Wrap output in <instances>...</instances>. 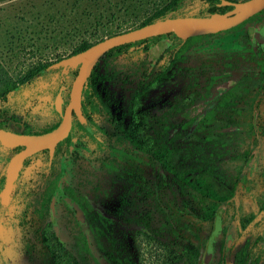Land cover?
Segmentation results:
<instances>
[{"label":"rangeland","instance_id":"obj_1","mask_svg":"<svg viewBox=\"0 0 264 264\" xmlns=\"http://www.w3.org/2000/svg\"><path fill=\"white\" fill-rule=\"evenodd\" d=\"M169 1L0 3V63L14 73L37 62L48 64L7 98L0 108V122L21 135L59 123L76 68H52L51 64L70 56L82 40L93 42L136 28L154 8ZM207 15L202 0H183L176 13L177 17ZM245 33L251 37L248 44L244 43ZM263 34L261 15L235 32L211 37L208 44L193 45L168 70L166 56L158 60L163 44L151 41L146 44V54L142 46H135L113 62L111 70L125 80H104L96 86L102 107L94 119L107 132L112 129L111 119L122 122L125 129L138 125L152 145V130L168 129L171 163L179 166L177 174L196 173L215 194V200L205 202L212 206L211 218L183 203L190 200L186 189L172 187V191L157 193L155 168L146 159L141 168L149 198L138 202L98 168L90 143L71 134V151L58 153L47 162L42 153L27 158L7 203H0V264H42L46 251L74 255L71 224L81 225L83 232L87 228L73 205L60 203L65 188L87 201L92 216H101L99 228L104 229L97 239L100 250L89 237V253L81 264L103 263L108 236L124 248L126 261L122 264H241L245 241L264 222V132L262 135L255 127L264 115V105L256 103L264 82L260 75ZM163 71L167 76L154 79ZM220 85L229 88L209 97L211 101L204 99ZM140 88L145 90L129 111L130 97ZM15 152L0 146V191ZM48 166L50 174L42 186L46 202L39 212L31 208L25 212L21 196L33 186L35 175ZM242 177L256 186L244 189L239 181ZM154 200L158 206H166V213L167 208L172 209L174 216L169 219L176 232L167 228L150 234L125 225L116 215L131 208L149 209ZM158 221L155 217L156 226Z\"/></svg>","mask_w":264,"mask_h":264},{"label":"trees","instance_id":"obj_2","mask_svg":"<svg viewBox=\"0 0 264 264\" xmlns=\"http://www.w3.org/2000/svg\"><path fill=\"white\" fill-rule=\"evenodd\" d=\"M5 1L8 0H0V3ZM202 1L205 3L208 15L214 13L223 14L224 11L231 9L230 6L221 5L223 0ZM224 1L236 2L237 0ZM182 2L183 0H170L166 4L154 8L153 12L143 19L136 28L158 20L177 17L176 13L181 8ZM260 13H264V10ZM253 17H255V15ZM241 25L228 31H224L222 34L234 31ZM119 33L121 32H116L115 34ZM212 36L215 35L196 36L186 40H180L175 37L174 34L168 33L142 41L124 44L107 51L93 67L81 92L80 109L84 122L80 123L76 118H74L70 129V134H79V136L84 137L86 141L90 143L93 148L94 161L98 168L103 171L113 183H119L123 189L127 191V194L133 195L138 202L141 203L144 201V198H149L148 192H146L143 187L144 180L141 168L143 160L146 159L151 163L152 167L155 168L154 180L157 193L163 194L164 192L172 191V187H175L178 191L186 189L187 194L190 195H188L190 200L183 201V203L189 208L200 209V211L208 216V218H211L213 209L211 205V207H207L205 202L215 200V194L206 180L197 176L196 173L189 172L188 174H177L179 166L171 163L172 146L168 139V129L166 127L160 126L152 130L153 139L151 145V143H148L147 139H145L141 134L140 127L138 125H134L130 129H125L122 122L111 119L112 129L111 132H107L101 126L96 125L94 116L99 111L100 106L102 107L96 86L101 84V81L104 80L126 79L125 77L120 79L119 75H116L111 69L113 62L118 57L126 55L129 49L135 46H142V50L146 54L148 51L146 44L151 43V41L153 44H163V49L158 57V60L163 56H166L165 70H168L170 66H173L176 62L184 59V54L189 50V48L197 43L208 44ZM97 40L93 42L82 40L76 47H74L70 55H74L85 50L91 44L97 42ZM47 66L48 64L46 63L37 62L26 66L17 73H14L13 71L6 69L0 63V108L6 103L7 98L11 94L15 93L19 88L27 85L36 75L44 71ZM74 73H76V71ZM165 76L167 75L165 71H163L155 75L154 79L158 80ZM211 81H213V79H211ZM144 90L145 89L140 88L139 92L135 91L131 95L129 111L134 104L133 102L138 99ZM204 99L207 101L212 100L209 96L204 97ZM261 122L262 120L257 122L255 125L259 133H261ZM52 127H55V125ZM52 127L41 132H32L30 134L34 135L45 133L51 130ZM0 129L7 130V127L4 123L0 122ZM70 134L56 145L53 154L54 156L58 153H62V150L69 145ZM239 181L243 185L242 187L247 190L254 185L251 180H248L245 177H242ZM63 192L66 196L65 200L74 206L83 219L84 213H88V209L82 205L83 199L80 200L79 196L73 194L70 189L65 188ZM155 201L156 200H154V203L151 204L149 209H140L137 207L138 209L133 210L131 208L126 210L124 215H116L125 225L144 229L150 234H156L160 229H174L175 224H171L169 219V215H171V217L174 216L171 211L172 209L167 208L166 213V206H158ZM35 202L38 205L40 204L38 198ZM62 202H64V200H62ZM99 217L101 216H92L90 220L93 242L97 248H99V245L94 233H101L100 228L96 226V223H100ZM155 217L160 218L161 220L158 221V226L155 225ZM95 218H97V221H95ZM75 226L77 230H79L77 223ZM174 230L175 232L177 231V229ZM75 239L77 240V237ZM80 244L82 250L86 251L87 242L84 239H80ZM78 253L76 254L74 261H71L69 257L63 258L59 255L46 254L43 264H81L83 259ZM101 258L103 263L99 264H122V262L126 261V252L119 243H116L113 238L108 236L107 249L105 251L102 250ZM255 261L256 258L254 255L248 251V253L244 255L241 264H255Z\"/></svg>","mask_w":264,"mask_h":264},{"label":"water","instance_id":"obj_3","mask_svg":"<svg viewBox=\"0 0 264 264\" xmlns=\"http://www.w3.org/2000/svg\"><path fill=\"white\" fill-rule=\"evenodd\" d=\"M221 5L231 6L232 9L224 14L214 13L204 17H175L158 20L103 38L79 53L52 63V68H76V73L69 90L68 102L62 111L59 124L46 133L39 135H21L0 129L1 146L8 149L22 147V150L16 153L8 162L4 185L0 192L1 202H6L21 163L26 157L41 150H47L50 157L55 145L67 137L71 127V116L74 115L79 122L83 121L80 110L82 89L93 67L107 51L124 44H130L168 33L174 34L180 40L216 34L233 28L256 13L264 10V0H243L238 2L223 0ZM228 88L229 86H216L211 92L210 97H214L217 93H223ZM70 150L68 148L67 151ZM80 217L82 219L81 215Z\"/></svg>","mask_w":264,"mask_h":264},{"label":"flooded vegetation","instance_id":"obj_4","mask_svg":"<svg viewBox=\"0 0 264 264\" xmlns=\"http://www.w3.org/2000/svg\"><path fill=\"white\" fill-rule=\"evenodd\" d=\"M229 2H232V1H229ZM236 2H238V1H236ZM231 7V6H230ZM231 9H232V7H231ZM230 9V10H231ZM230 10H226V11H224L223 12V14L224 13H227V12H229ZM261 12V11H260ZM256 13L255 14V17H253V16H251V17H253L252 19H250V18H248L247 20H245V21H243L242 23H240L239 25H241L240 27H238V29H236V30H234V31H231V32H235V31H237V30H239L242 26H244L247 22H249V21H251V20H253L254 18H256V17H258V16H261V15H264V13ZM219 14V13H218ZM250 19V20H249ZM239 25H237V26H239ZM237 26H235V27H237ZM235 27H233V28H235ZM233 28H230V29H233ZM230 29H228V30H230ZM228 30H225V31H228ZM224 31H222V32H218V33H216V34H219V35H216V34H211V35H215V36H212V37H216V36H221V35H226V34H229V33H231V32H229V33H226V34H222ZM250 40H251V37H250V34H248V33H245L244 34V43L245 44H248V43H250ZM260 41L261 42H263L264 43V34L263 35H260ZM260 75H261V77L264 79V61H263V63L261 64V72H260ZM228 90V89H227ZM226 90V91H227ZM224 93V92H223ZM218 94V93H217ZM210 97V96H209ZM259 100V101H258ZM258 100H257V104H262V105H264V82H263V84H262V86L260 87V96H259V98H258ZM66 106V105H65ZM257 106V105H256ZM64 109V108H63ZM81 110V109H80ZM63 111V110H62ZM61 116H62V114H61ZM82 116V115H81ZM74 118H76L74 115H72L71 116V126H72V122H73V119ZM61 120V119H60ZM261 120H262V122H261V134L263 135V132H264V115L262 116V118H261ZM79 122V121H78ZM84 122V120L82 121V122H80V123H83ZM59 123H57L56 125H55V127L58 125ZM55 127H52V129L53 128H55ZM51 129V130H52ZM70 129H71V127H70ZM2 130H4V129H2ZM5 131H9V130H5ZM50 131V130H49ZM11 132V131H10ZM48 132V131H47ZM13 133H15V132H13ZM46 133V132H45ZM17 134V133H16ZM41 134H43V133H41ZM70 134V130H69V133H68V135ZM27 135H32V134H27ZM34 135H39V134H34ZM67 135V136H68ZM71 135V134H70ZM64 140V139H63ZM62 140V141H63ZM61 142V141H60ZM58 144V143H57ZM56 144V145H57ZM56 145H55V147H56ZM1 146V145H0ZM1 147H3V146H1ZM55 147H54V149H55ZM4 148V147H3ZM68 148H70L71 149V145H70V143H69V145L68 146H66L63 150H62V152H68L67 150H68ZM5 149H8V148H5ZM12 149H15L16 150V152H15V154L16 153H18L19 151H21L22 150V147H15V148H12ZM54 149H53V152H52V155L49 157V154H48V151L47 150H41V151H39V152H36V153H34V154H32V155H30L29 157H31V156H33V155H35V154H37V153H42V154H44V160L47 162L50 158L52 159L53 157H56V156H54L53 154H54ZM71 151V150H70ZM14 154V155H15ZM13 155V156H14ZM12 156V157H13ZM11 157V158H12ZM29 157H26L23 161H22V163H21V166H20V168H19V170H18V173H17V177H16V179L14 180V182H13V184L15 183V181L18 179V176H19V173H20V170H21V168H22V166H23V164H24V162L27 160V158H29ZM10 158V159H11ZM9 159V160H10ZM9 162V161H8ZM7 165H8V163H7ZM6 168H7V166H6ZM5 172H6V169H5ZM49 174H50V170H49V166H48V168L46 169V167H44L43 168V170H41L40 172H39V174H37V175H35V178H34V180H33V186L30 188V189H28L27 191H25L23 194H22V198H23V203H25V207H24V211L26 212L27 210H29L30 208L31 209H33V211H36V212H39L40 210H41V208L43 207V205H44V203L46 202V199H47V197L43 194V192H42V186H43V184L44 183H46V180H47V178H48V176H49ZM4 181H5V174H4ZM252 181V180H251ZM253 182V181H252ZM254 183V182H253ZM13 184H12V188H11V191H10V193H9V195H8V197H7V200H8V198H9V196H10V194H11V192H12V190H13ZM3 185H4V182H3ZM3 185H2V188H3ZM253 186H256V183H254V185ZM253 186L252 187H250V189H252L253 188ZM2 188H1V190H2ZM249 189V190H250ZM1 192V191H0ZM39 199V201H40V204L38 205V204H36V202H35V200L36 199ZM64 200V202H62V200ZM66 199V196H65V194H64V192L62 191L61 192V195L59 196V200H60V203L61 204H65V202H67V200H65ZM79 199L81 200V199H83V201H82V205H84L87 209H88V213H84V215H83V222L85 223V227L87 228V232H83L82 231V229H81V225H79V230H77V228H76V226L74 225V223L73 224H71V226H72V229H69V231L72 233L71 234V238H72V246H73V253H74V255L73 256H67V257H69L70 259H71V261H74L75 260V257H76V254L78 253V254H80L81 256H82V259H83V261L82 262H84V256H85V254L86 253H89V244H90V242H89V237H91L92 238V240H93V235H92V232H91V218H92V211H91V209H90V205L87 203V201L84 199V198H82V197H80L79 196ZM7 200H6V202L5 203H2L1 202V199H0V203L1 204H6L7 203ZM41 205V206H40ZM95 221H97V218H95ZM74 225V226H73ZM96 226H98V227H100V223H96ZM260 228V229H259ZM259 228H257L253 233H252V235H250L249 236V239H248V241H245V243H244V251H243V257H244V255L246 254V253H248V251L249 252H251L253 255H254V257L256 258V261H255V264H259L261 261L262 262H264V232H263V229H264V222L262 223V227L260 226ZM100 231H101V233H103L104 232V229H102V228H100ZM94 236L98 239V233L97 232H95L94 233ZM77 237V240L75 239ZM80 239H84L86 242H87V250L86 251H84V250H82V248H81V244H80ZM46 254H52V255H59V256H61V257H63V258H65L64 257V255H60L59 253H53V252H49V251H46L45 252V255ZM44 255V257H46ZM243 257H242V259H243ZM44 260V259H43ZM44 262V261H43ZM43 264V263H42Z\"/></svg>","mask_w":264,"mask_h":264}]
</instances>
